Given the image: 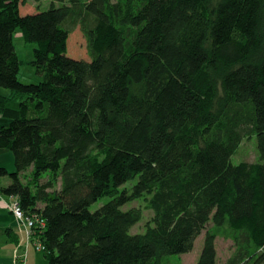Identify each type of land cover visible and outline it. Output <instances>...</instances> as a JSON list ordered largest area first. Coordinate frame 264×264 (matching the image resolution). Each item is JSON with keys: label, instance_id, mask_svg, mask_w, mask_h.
<instances>
[{"label": "trees", "instance_id": "trees-1", "mask_svg": "<svg viewBox=\"0 0 264 264\" xmlns=\"http://www.w3.org/2000/svg\"><path fill=\"white\" fill-rule=\"evenodd\" d=\"M28 1L0 0V149L15 160L0 193L46 221L47 263L169 264L212 220L238 240L231 264H264V0ZM18 30L39 83L20 81ZM76 32L88 60L70 56ZM252 137L258 161L235 164ZM144 195L152 223L133 235L141 211L123 207ZM215 238L196 264H217Z\"/></svg>", "mask_w": 264, "mask_h": 264}, {"label": "rangeland", "instance_id": "rangeland-1", "mask_svg": "<svg viewBox=\"0 0 264 264\" xmlns=\"http://www.w3.org/2000/svg\"><path fill=\"white\" fill-rule=\"evenodd\" d=\"M53 0H29L26 4V9L28 12L35 13L37 9H40L41 11H47L49 7L52 6ZM15 47L17 50V54L19 57V61H21L20 66V81L24 84L29 83H39V77L37 75V71H35V67L33 65L34 61V53L36 45L34 43H26L24 39L21 37V32L18 30L15 34ZM87 43L85 40V36L81 35L80 32H76L75 35H71V41L69 44V52L70 56L74 57L79 60L87 59L83 58L87 53ZM78 56V57H77ZM88 60V59H87ZM2 92V93H1ZM11 91L8 89H4L0 87V93L3 95L9 94ZM256 138L252 137L251 139H246L244 142L240 145L238 148V151L236 154L232 157V161L235 164H240L242 161H248V162H256L258 161V150L256 149ZM14 171V168L11 170V172ZM10 172V173H11ZM44 180H41L44 182H52L54 181L51 174H46L43 177ZM3 180H10L9 177H4ZM58 181L54 183L56 189H60L62 187V180L61 178L57 179ZM136 180L132 181L131 183L125 185L124 187L127 189H131L132 184ZM148 197L144 195L141 199L133 200V202L125 205L123 207L124 210H133L137 209L141 211V221L137 223L130 232H132L133 235L135 234H145L148 224L152 223L153 218V212L151 209L148 208L147 202ZM110 202V199L108 197L100 199V201L93 206H91L92 210L100 208V206ZM9 207V206H8ZM12 215L16 217V219L19 221V218L15 214L14 209L9 208ZM47 229V228H46ZM216 233V250H217V264H231L232 259L237 253V245L238 240L234 238V235L231 233H227L226 227H217L214 225V222L211 220L210 223L206 226L205 231L200 235V237L197 239V242L194 246V249L190 254H184V255H175V256H168L169 264H196L199 260L202 248L204 246L205 237L207 233L210 232ZM32 247L34 245L32 244ZM36 250L35 252H38V256L43 261V264H47V261L45 258H42V252L37 251L36 247H34Z\"/></svg>", "mask_w": 264, "mask_h": 264}, {"label": "crops", "instance_id": "crops-1", "mask_svg": "<svg viewBox=\"0 0 264 264\" xmlns=\"http://www.w3.org/2000/svg\"><path fill=\"white\" fill-rule=\"evenodd\" d=\"M8 122L0 114V127ZM0 167L9 172L14 168L15 171V160L11 151L0 149ZM2 183L4 186L11 184L10 180H3ZM12 202L13 197L0 193V264H43L29 241L25 226L9 210L8 206Z\"/></svg>", "mask_w": 264, "mask_h": 264}, {"label": "built area", "instance_id": "built-area-1", "mask_svg": "<svg viewBox=\"0 0 264 264\" xmlns=\"http://www.w3.org/2000/svg\"><path fill=\"white\" fill-rule=\"evenodd\" d=\"M9 208L14 209L15 214L19 218V221L25 226L27 236L30 243L36 247L37 251L42 252L44 250L42 242V234L46 231V221L38 214L26 215L17 198L13 199L12 204Z\"/></svg>", "mask_w": 264, "mask_h": 264}, {"label": "water", "instance_id": "water-1", "mask_svg": "<svg viewBox=\"0 0 264 264\" xmlns=\"http://www.w3.org/2000/svg\"><path fill=\"white\" fill-rule=\"evenodd\" d=\"M11 173H13V172H11Z\"/></svg>", "mask_w": 264, "mask_h": 264}]
</instances>
